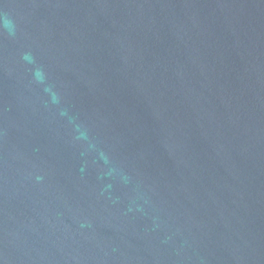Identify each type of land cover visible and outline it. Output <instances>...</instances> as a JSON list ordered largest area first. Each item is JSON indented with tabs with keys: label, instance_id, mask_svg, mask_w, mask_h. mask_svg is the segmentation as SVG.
<instances>
[{
	"label": "water",
	"instance_id": "obj_1",
	"mask_svg": "<svg viewBox=\"0 0 264 264\" xmlns=\"http://www.w3.org/2000/svg\"><path fill=\"white\" fill-rule=\"evenodd\" d=\"M0 264H264V0H0Z\"/></svg>",
	"mask_w": 264,
	"mask_h": 264
}]
</instances>
